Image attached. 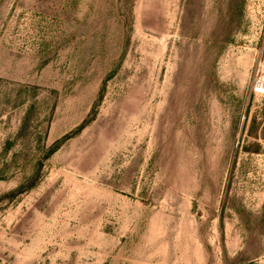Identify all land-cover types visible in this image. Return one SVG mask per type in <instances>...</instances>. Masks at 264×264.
<instances>
[{"label":"rangeland","instance_id":"obj_1","mask_svg":"<svg viewBox=\"0 0 264 264\" xmlns=\"http://www.w3.org/2000/svg\"><path fill=\"white\" fill-rule=\"evenodd\" d=\"M264 0H0V264H264Z\"/></svg>","mask_w":264,"mask_h":264},{"label":"built area","instance_id":"obj_2","mask_svg":"<svg viewBox=\"0 0 264 264\" xmlns=\"http://www.w3.org/2000/svg\"><path fill=\"white\" fill-rule=\"evenodd\" d=\"M254 90L256 93L264 95V80H259L255 84Z\"/></svg>","mask_w":264,"mask_h":264}]
</instances>
